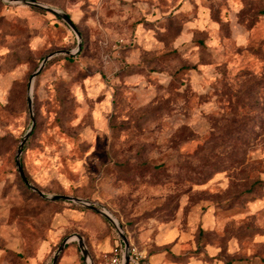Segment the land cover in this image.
Segmentation results:
<instances>
[{"label":"rangeland","instance_id":"374dc122","mask_svg":"<svg viewBox=\"0 0 264 264\" xmlns=\"http://www.w3.org/2000/svg\"><path fill=\"white\" fill-rule=\"evenodd\" d=\"M33 1L80 39L0 0V264L124 252L99 214L16 169L29 81L62 51L32 79L29 184L104 209L146 264H264V0Z\"/></svg>","mask_w":264,"mask_h":264},{"label":"water","instance_id":"95a60500","mask_svg":"<svg viewBox=\"0 0 264 264\" xmlns=\"http://www.w3.org/2000/svg\"><path fill=\"white\" fill-rule=\"evenodd\" d=\"M12 2L14 3H20L23 4L25 6L34 8V9H39L42 10L44 12L47 13H51L53 15H56L57 17H59L76 35L77 39H80V35L79 32L77 31L75 25L73 24V22L71 21V19L68 17L67 14L59 12L51 7H48L46 5H43L37 1H33V0H12ZM78 49L76 51V53L79 52L80 50V42L77 43ZM56 54H65V55H72L70 52L68 51H62V52H57V53H53L51 55H49L48 57L44 58L41 65L38 67V69L35 71V73L32 75L31 80L29 81V90H28V96H27V105H28V111H29V116L31 119V126L29 128V130L27 131V133L24 135L23 139L21 140L17 152H16V158H15V164H16V169L18 171V174L20 176V178L22 179L23 183L29 188L31 189L33 192H35L38 196L47 199L49 201H69V202H74V203H78L82 206H85L86 208H88L89 210L99 214L103 219H105L109 224H111L113 226V228L116 230V232L118 233L121 242L124 245V255H123V264H129V244L127 242V239L125 237V235L120 231V226L117 222H114L109 216H108V212H106L104 209L100 208L99 206L88 202V201H82L80 199L77 198H71L68 196H64V195H53L50 197H46L44 196V194L39 191L38 189H36L34 186H32L31 184H29V182L27 181L22 166H21V160H20V156L22 154L24 145L26 143V141L28 140V138L30 137L33 127H34V116H33V112H32V98H31V91H32V79L39 74L40 70L43 68V66L45 65V63L47 62V60L52 57L53 55ZM67 244V241L64 240L58 250L57 255L63 250V248L65 247V245ZM78 246L79 249L82 253L83 257H86L87 252L85 251V249L83 248V244L81 242V239L78 238ZM57 255L53 258V263L56 261L57 259Z\"/></svg>","mask_w":264,"mask_h":264},{"label":"built area","instance_id":"2783aa9c","mask_svg":"<svg viewBox=\"0 0 264 264\" xmlns=\"http://www.w3.org/2000/svg\"><path fill=\"white\" fill-rule=\"evenodd\" d=\"M123 255L124 252L121 250V248L116 247L111 255L110 258L106 261L104 264H123ZM129 264H146L141 261V257L138 256L136 251L134 249L129 250Z\"/></svg>","mask_w":264,"mask_h":264},{"label":"trees","instance_id":"16d2710c","mask_svg":"<svg viewBox=\"0 0 264 264\" xmlns=\"http://www.w3.org/2000/svg\"><path fill=\"white\" fill-rule=\"evenodd\" d=\"M34 10H36V11H38V12H40V13H43V11L42 10H39V9H34ZM58 20H60V18L59 17H56ZM34 128V127H33ZM33 131V130H32ZM24 149H25V147L23 148V151H24ZM22 151V152H23ZM21 166H22V169H23V165H22V162H21ZM26 177V176H25ZM26 179H27V177H26ZM27 181H28V179H27ZM29 182V181H28ZM257 184H260V183H257ZM256 185V184H255ZM54 202H57V201H54Z\"/></svg>","mask_w":264,"mask_h":264},{"label":"bare ground","instance_id":"6f19581e","mask_svg":"<svg viewBox=\"0 0 264 264\" xmlns=\"http://www.w3.org/2000/svg\"><path fill=\"white\" fill-rule=\"evenodd\" d=\"M108 216H109L114 222H116L115 219H113L109 214H108Z\"/></svg>","mask_w":264,"mask_h":264}]
</instances>
